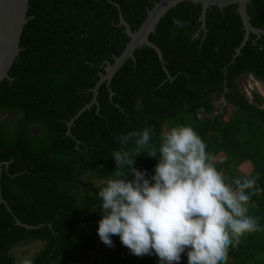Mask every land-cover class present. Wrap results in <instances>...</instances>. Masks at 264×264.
I'll return each instance as SVG.
<instances>
[{"label":"trees","instance_id":"1","mask_svg":"<svg viewBox=\"0 0 264 264\" xmlns=\"http://www.w3.org/2000/svg\"><path fill=\"white\" fill-rule=\"evenodd\" d=\"M158 2L30 0L12 80L0 83V163H9L1 189L12 211L0 201V264H159L156 255L131 254L119 236L114 247L106 246L97 231L98 192L116 170L118 137L145 126L158 148L165 125H190L233 188L245 177L255 179L249 215L264 227V192L256 193L264 188V97L255 92L251 101L238 83L253 75L264 84V36L251 34L234 58L245 36L237 4L208 9L206 30L201 4L172 8L150 35L172 79L153 49L139 48L109 86L101 85L99 106L69 127L92 102L107 63L130 42L120 12L136 32ZM248 13L264 30V0H251ZM174 18L186 23L172 36ZM137 101L143 111H136ZM221 154L225 159L214 162ZM157 163L144 152L135 167L153 174ZM26 243L42 247L23 262L13 252ZM179 264H187L186 253ZM227 264H264V231L245 234L229 249Z\"/></svg>","mask_w":264,"mask_h":264},{"label":"clouds","instance_id":"2","mask_svg":"<svg viewBox=\"0 0 264 264\" xmlns=\"http://www.w3.org/2000/svg\"><path fill=\"white\" fill-rule=\"evenodd\" d=\"M185 23L174 18L172 36ZM135 109L143 111L142 101ZM153 135L145 126L118 137L120 147L112 153L116 170L98 192L100 240L114 247L113 237L119 236L131 254L156 255L159 264H179L185 253L187 264H227L229 249L245 234L264 231L259 218L249 215L254 193L248 190L257 181L245 177L233 188L190 125H165L158 148ZM144 152L158 159L153 174L135 167ZM259 192L264 188H256Z\"/></svg>","mask_w":264,"mask_h":264},{"label":"water","instance_id":"3","mask_svg":"<svg viewBox=\"0 0 264 264\" xmlns=\"http://www.w3.org/2000/svg\"><path fill=\"white\" fill-rule=\"evenodd\" d=\"M30 0H0V83L4 80H12L9 73L12 69L16 59L20 56L22 51L20 44L21 38L26 24L29 19L27 14L29 10ZM184 2H192L194 4H201L203 7L200 21L202 28L206 30V14L207 10L212 7L225 8L232 5H238V11L242 19L245 36L241 46L237 49L235 59L240 55L241 50L245 47L250 39L251 34H254L260 39L264 36V30L253 26L251 18L248 13V5L251 0H160L155 6L149 11L148 16L142 26L136 32L132 31L131 26L125 20L122 13L120 12V27H124V33L130 38V42L127 45L125 51L120 57L115 58L114 64L107 63L105 68V74L101 75L99 82L93 89V100L85 106L81 112L73 118L69 127L88 109H91L97 102L99 88L102 84L107 82L108 86L111 84L116 73L123 67V65L130 59H135V51L139 48L147 46L153 49L162 64L163 69L168 74V79H172L166 68V62L164 61L161 49L150 41V35L155 33L156 27L160 20L166 15L172 8L178 6ZM117 5V4H116ZM120 10L119 5H117ZM110 96H113V92L110 91ZM70 133V130H69ZM9 163H0V201L3 203L9 212L11 208L2 197L1 181L3 166L8 167ZM18 225H22L21 222L16 219ZM28 229L33 227L27 226Z\"/></svg>","mask_w":264,"mask_h":264},{"label":"rangeland","instance_id":"4","mask_svg":"<svg viewBox=\"0 0 264 264\" xmlns=\"http://www.w3.org/2000/svg\"><path fill=\"white\" fill-rule=\"evenodd\" d=\"M238 83L241 87V90L243 93H245L249 98L254 97V93L257 92L261 94L264 97V84L258 81L255 77L252 75H244L239 80ZM220 100H217V106L220 105ZM219 101V102H218ZM222 101V100H221ZM224 111V110H223ZM229 112V111H228ZM228 112H226L228 114ZM230 113V112H229ZM225 159V156L223 154L219 155L217 158L214 159V162H222ZM248 170L246 172H251L252 167L251 165L248 166ZM42 247V244H29L26 243L22 247L17 248L14 250V255L19 259L20 261L26 262L32 258V256L38 252Z\"/></svg>","mask_w":264,"mask_h":264}]
</instances>
